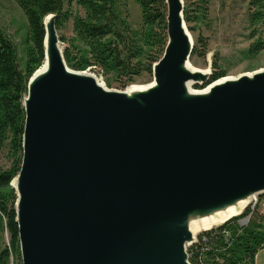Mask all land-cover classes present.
I'll use <instances>...</instances> for the list:
<instances>
[{"label": "water", "instance_id": "1", "mask_svg": "<svg viewBox=\"0 0 264 264\" xmlns=\"http://www.w3.org/2000/svg\"><path fill=\"white\" fill-rule=\"evenodd\" d=\"M164 3L152 81L122 90L70 68L44 17L10 182L21 264H191L200 231L264 193V67L210 81V62L190 63L183 0Z\"/></svg>", "mask_w": 264, "mask_h": 264}, {"label": "trees", "instance_id": "2", "mask_svg": "<svg viewBox=\"0 0 264 264\" xmlns=\"http://www.w3.org/2000/svg\"><path fill=\"white\" fill-rule=\"evenodd\" d=\"M14 1L27 18L28 45L21 65L15 43L0 27V150L6 148L11 160L9 167L0 168V230L9 235L8 245L0 246V264H8L14 256L20 258L14 211L16 194L10 182L21 163L25 119L22 100L27 81L43 63L44 17L54 14L57 30L72 17L75 39L85 48H63L70 68L98 67L104 74L113 73L122 87L143 71L151 72L167 40L164 0H134L141 10V31L131 28L124 0H76L83 14L72 13L71 0ZM246 12L249 38L253 40L245 52L252 56L264 49V0H248ZM184 19H192L187 6ZM59 39L63 41L64 37L59 35ZM195 53L193 48L192 54ZM212 68L210 81L226 73L216 62ZM260 200H264V193ZM258 205L246 209L242 216L199 233L197 241L187 248L191 264H255L257 251L264 247V211L260 212ZM241 217L246 218L241 221Z\"/></svg>", "mask_w": 264, "mask_h": 264}, {"label": "rangeland", "instance_id": "3", "mask_svg": "<svg viewBox=\"0 0 264 264\" xmlns=\"http://www.w3.org/2000/svg\"><path fill=\"white\" fill-rule=\"evenodd\" d=\"M71 1L72 13L83 14V10L76 4V0ZM124 1L126 4L124 10L128 14L127 20L131 28L141 31L139 5L134 0ZM183 2L184 8L187 6L192 18L185 22L193 39V48L196 50V53L190 57V63L193 67L206 69L210 62L212 72L213 63L216 62L221 69L225 70L226 76H237L240 73L251 72L264 67V49L252 56L245 52L248 44L253 40L249 38L247 27L248 0H183ZM71 21L72 17L60 30H57L58 35L64 37L63 41L60 40L61 48H72L74 45L81 49L85 48L81 42L75 39ZM0 27L15 43L22 65L28 45V22L26 15L14 0H0ZM86 70L94 73L101 83L110 89L122 90L130 85H145L152 81V72L143 71L134 77V80L126 87H122L113 73L104 74L95 66H88ZM195 86L196 84H192L195 89L202 87L196 88ZM10 163V155L7 149L3 148L0 150V168L5 169L9 167ZM257 202L254 207L259 204V210L263 212L264 205L262 204L263 200H260V195L257 196ZM248 208H252V203L246 209ZM244 218L246 217H241L240 220L242 221ZM201 232L204 230L199 233ZM8 243V233L5 230H0V246L8 245ZM8 264H20V258L14 256Z\"/></svg>", "mask_w": 264, "mask_h": 264}, {"label": "crops", "instance_id": "4", "mask_svg": "<svg viewBox=\"0 0 264 264\" xmlns=\"http://www.w3.org/2000/svg\"><path fill=\"white\" fill-rule=\"evenodd\" d=\"M255 264H264V247L257 251L255 255Z\"/></svg>", "mask_w": 264, "mask_h": 264}, {"label": "bare ground", "instance_id": "5", "mask_svg": "<svg viewBox=\"0 0 264 264\" xmlns=\"http://www.w3.org/2000/svg\"><path fill=\"white\" fill-rule=\"evenodd\" d=\"M193 68L194 69H199V68H196V67H193ZM199 70L205 71L206 69H199ZM246 73L250 74L249 72H246ZM231 77H234V76H225L223 79H220V80H224L226 78H231ZM210 224H211V222H206V223H204V225L201 228H207Z\"/></svg>", "mask_w": 264, "mask_h": 264}, {"label": "built area", "instance_id": "6", "mask_svg": "<svg viewBox=\"0 0 264 264\" xmlns=\"http://www.w3.org/2000/svg\"><path fill=\"white\" fill-rule=\"evenodd\" d=\"M256 203H258V202H257V198L253 201V206H254ZM262 204L264 205V200H263Z\"/></svg>", "mask_w": 264, "mask_h": 264}]
</instances>
